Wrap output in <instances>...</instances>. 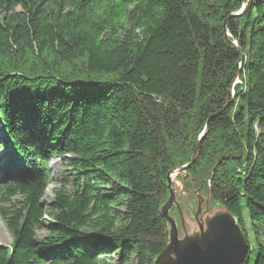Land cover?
Wrapping results in <instances>:
<instances>
[{
	"label": "trees",
	"instance_id": "obj_1",
	"mask_svg": "<svg viewBox=\"0 0 264 264\" xmlns=\"http://www.w3.org/2000/svg\"><path fill=\"white\" fill-rule=\"evenodd\" d=\"M244 4L0 0V264H154L167 176L212 116L186 185L213 174L264 264V0ZM55 158L71 191L45 203Z\"/></svg>",
	"mask_w": 264,
	"mask_h": 264
},
{
	"label": "water",
	"instance_id": "obj_2",
	"mask_svg": "<svg viewBox=\"0 0 264 264\" xmlns=\"http://www.w3.org/2000/svg\"><path fill=\"white\" fill-rule=\"evenodd\" d=\"M249 1L245 0L242 10L232 17L244 13ZM231 95L235 97L234 90ZM214 117L201 133L191 161L178 165L167 176L169 197L161 206L160 214L166 223L168 243L154 264H243L247 257L249 244L239 224L225 206L212 200L213 174L206 188H196L190 177L191 187L185 192L187 171L197 161ZM179 176L181 181L175 182Z\"/></svg>",
	"mask_w": 264,
	"mask_h": 264
},
{
	"label": "rangeland",
	"instance_id": "obj_3",
	"mask_svg": "<svg viewBox=\"0 0 264 264\" xmlns=\"http://www.w3.org/2000/svg\"><path fill=\"white\" fill-rule=\"evenodd\" d=\"M237 84L241 85L240 81H238ZM1 137L2 135L0 134V139ZM47 168L49 170L51 179L45 191L44 202L50 203L54 197V190L58 189L60 186L65 184L66 190L71 191V182L69 180V176H67L66 168H64V166L58 159L55 158L47 162ZM180 181H181V177L175 179V182H180ZM190 187L191 186H189V184L188 186L185 184V192H187V190ZM195 187L198 188V187H201V185L195 184ZM205 187H206V184H202V188H205ZM173 188H175V184H173ZM179 191H181V188H179ZM182 197L183 196H180L179 198H182ZM39 237L41 238L42 236H39ZM12 243H13V238L10 235V233L7 231V228L5 224L3 223V221L0 219V245L5 246V247H10ZM111 264H116V263L112 260Z\"/></svg>",
	"mask_w": 264,
	"mask_h": 264
}]
</instances>
